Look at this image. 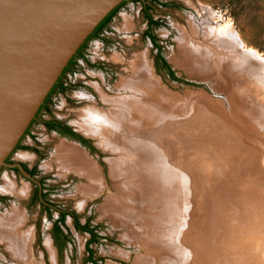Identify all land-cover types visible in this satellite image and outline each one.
<instances>
[{"label":"rangeland","instance_id":"1","mask_svg":"<svg viewBox=\"0 0 264 264\" xmlns=\"http://www.w3.org/2000/svg\"><path fill=\"white\" fill-rule=\"evenodd\" d=\"M130 1L119 3L105 24L81 47L80 52L86 53L99 38L96 35L102 34L93 63L72 66L68 62V67L73 69L62 71L60 82L66 74L72 75L70 86L92 98H77L69 91L70 87L58 94L56 83L51 88L49 105L38 111V119L30 122L18 146L9 154L15 163L31 171L33 180L13 167L0 169V221L11 209H21L26 217L22 228H33L29 264L33 261L38 264H144V259L162 254L160 245L146 237V226L140 221H129L119 213L115 216L117 220L114 218L119 208L121 212L133 210L120 207L123 203L117 200L121 194L119 184L130 180H124L127 176L123 175L118 183L117 178L110 176L108 159L122 154L101 148L95 136H88L75 124L78 120L88 121L87 109L92 107L108 111L110 106L105 98L142 97L137 91L133 93L125 88L131 81L136 84L130 80L128 69L136 67L137 70L142 66L140 56L149 61L161 84L157 90L163 97L187 102L188 111L195 105L197 108L194 106L191 112L199 109V113L203 109L205 113L200 114L238 122L240 126L254 124L257 111L264 118V0ZM122 10L124 17L120 14ZM217 30L227 35L222 44L215 43ZM193 44H199L201 49L197 52ZM232 55L237 56L236 60ZM49 122L55 126L47 125ZM63 129L75 135L69 136ZM260 129H255L253 139L264 145V129ZM61 142L77 145L94 161L104 182L100 190L88 194L84 188L85 177L58 166L56 159L62 156L58 150ZM263 155L254 159L262 167ZM132 160L136 163V159L131 157ZM3 177L10 179L16 189H24V195L5 191ZM81 188L84 190L80 191ZM126 194L132 196L131 191ZM106 196H110L109 200ZM6 233V228L0 229V234ZM46 241L49 248L44 245ZM255 242L254 250L260 249L258 253H263L262 241ZM9 252L0 241V264H23Z\"/></svg>","mask_w":264,"mask_h":264},{"label":"bare ground","instance_id":"2","mask_svg":"<svg viewBox=\"0 0 264 264\" xmlns=\"http://www.w3.org/2000/svg\"><path fill=\"white\" fill-rule=\"evenodd\" d=\"M218 30L214 35L219 44L227 35ZM192 47L197 52L201 49L199 44ZM140 62L142 66L137 70L133 67V72L126 67L130 80L137 85L131 81L125 88L137 91L141 98H105L108 111L92 107L86 113L90 119L84 116L88 121L75 123L78 130L95 136L101 148L122 154L108 159L110 176L118 183L123 175L127 176L124 180H130L119 184L121 194L117 200L123 203L120 207L133 210L121 212L116 205L114 218L124 214L129 221H140L146 226V237L160 245L156 246L162 254L144 259V264H264V252L261 255L260 249L255 251V241L264 245V166L254 161L264 154V145L253 139L255 129H264L262 114L255 112L254 124L240 126L238 122L200 114L203 109L191 112L193 104L188 111L187 102L163 97L149 61L140 56ZM58 150L62 152L56 159L58 166L85 177L88 194L100 190L104 183L101 174L80 147L61 142ZM131 157L136 163L130 162ZM7 177H3L5 191L23 196L25 190L16 189ZM124 190L131 191L132 196ZM25 221L21 209H11L0 221V229L7 230L5 235L0 234V241L13 257L29 264L33 228L23 229ZM44 245L49 248L48 241Z\"/></svg>","mask_w":264,"mask_h":264},{"label":"water","instance_id":"3","mask_svg":"<svg viewBox=\"0 0 264 264\" xmlns=\"http://www.w3.org/2000/svg\"><path fill=\"white\" fill-rule=\"evenodd\" d=\"M126 0H0V169L71 57Z\"/></svg>","mask_w":264,"mask_h":264},{"label":"built area","instance_id":"4","mask_svg":"<svg viewBox=\"0 0 264 264\" xmlns=\"http://www.w3.org/2000/svg\"><path fill=\"white\" fill-rule=\"evenodd\" d=\"M132 1V0H131ZM130 1V2H131ZM141 2L143 3H148V1L150 0H140ZM154 1V0H153ZM123 12H121L120 14L124 16H126L124 13V10H122ZM125 19V18H124ZM104 28V27H103ZM103 28L101 29V31H103ZM99 34V33H98ZM96 35V37H99L98 39H95L93 42H92V48L89 47L88 50H86V53L81 51L80 53L76 54L70 63H72V66H75L77 64H92L93 62V58H95V56L97 57V54H98V51H97V46L99 45V42H100V39L103 38L100 34V35ZM72 66L68 69L71 70L73 69ZM92 73V71H90ZM90 72H86L87 74L90 73ZM76 74V73H75ZM74 74V75H75ZM72 80V75H65L64 78H63V82H60L57 86V90L58 91V94L60 93H63L65 92L66 90L69 89V91L72 92L73 95H75L77 98H81V97H85V98H92V96L90 95H87L84 93L83 90H79V89H76V88H72L69 84V82ZM90 235H91V232L90 231H87Z\"/></svg>","mask_w":264,"mask_h":264},{"label":"trees","instance_id":"5","mask_svg":"<svg viewBox=\"0 0 264 264\" xmlns=\"http://www.w3.org/2000/svg\"><path fill=\"white\" fill-rule=\"evenodd\" d=\"M116 8H117V6L114 8V9H112L100 22H99V24L95 27V29H94V31L85 39V41L81 44V46L78 48V50H77V54L78 53H80V49H81V47L85 44V42H86V40L87 39H89L90 37H92L93 35H95L96 33H97V31H98V29L102 26V25H104L105 24V22L110 18V16L115 12V10H116ZM73 56H75V55H73ZM72 56V57H73ZM71 57V58H72ZM70 61H71V59L69 60V63H70ZM67 67H65L64 68V70L66 69ZM53 86H56V83L53 85ZM51 91H52V89L50 90V92L48 93V95L47 96H49L50 95V93H51ZM41 108V106L39 107V109ZM47 125H49V126H55V124H52L51 122H49V123H47ZM68 132H70V134L72 135V136H74L75 135V133L74 132H71V131H69L68 130ZM91 237H94V234H91ZM94 264H96V263H94Z\"/></svg>","mask_w":264,"mask_h":264},{"label":"flooded vegetation","instance_id":"6","mask_svg":"<svg viewBox=\"0 0 264 264\" xmlns=\"http://www.w3.org/2000/svg\"><path fill=\"white\" fill-rule=\"evenodd\" d=\"M76 54H77V53H76ZM76 54H74V55H76ZM73 57H74V56H73ZM71 60H72V58H71ZM66 67L68 68V65H67ZM62 76H63V72H62L61 75L59 76V78H58V80H57V82H56L57 84H59L58 82H60V79H61ZM49 96H50V95H49ZM49 96H46V98H45V100H44V103L41 105V108L38 109V111H40L42 108H46V107L49 105ZM38 111H37V113H36V118L33 119L34 121H36V120L38 119V116H37ZM63 130L65 131V133H66L67 135L71 136L70 132H68L66 129H63ZM19 141H20V140H19ZM19 141H18V143H19ZM18 143H17L16 146H18ZM16 146H15V148H16ZM15 148H14V149H15ZM14 149H13V150H14ZM6 161H7L9 164H14V163H15V161L12 160L11 158H9V156L7 157ZM5 167H9V166H5ZM12 167L19 171V169H18L16 166H12ZM22 167H23L28 173L31 172L30 170L27 169L26 166L22 165ZM19 172H20V171H19Z\"/></svg>","mask_w":264,"mask_h":264}]
</instances>
